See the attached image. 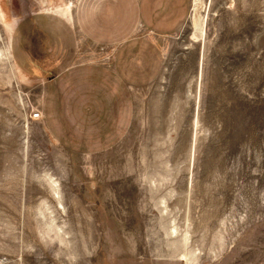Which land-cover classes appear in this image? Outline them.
<instances>
[{"label":"rangeland","instance_id":"rangeland-1","mask_svg":"<svg viewBox=\"0 0 264 264\" xmlns=\"http://www.w3.org/2000/svg\"><path fill=\"white\" fill-rule=\"evenodd\" d=\"M137 1L0 0V264H264V0H188L127 90L106 62ZM55 13L79 62L23 70L17 26L42 58Z\"/></svg>","mask_w":264,"mask_h":264},{"label":"crops","instance_id":"crops-1","mask_svg":"<svg viewBox=\"0 0 264 264\" xmlns=\"http://www.w3.org/2000/svg\"><path fill=\"white\" fill-rule=\"evenodd\" d=\"M188 10V0H138L135 8V16L139 27L142 28L143 34H139L137 31L134 36L126 37L115 48L114 53L106 62L111 77L114 80L118 79L123 88L127 90L138 89L157 80L161 72V63L155 50H153L155 47H153L154 40L158 36L171 34L178 30L186 21ZM55 14V16H50L48 19L55 26H61L64 30V38L52 40L51 38L53 36L51 38L46 37V40L49 39L51 41L47 40L50 43L46 46L50 47V49L48 52L46 50L44 55L42 54V58L30 56L25 49V43L28 46V43L30 45V41L35 39L32 33L34 26L32 19H27L17 26L16 32L18 33L13 43V54L23 70L29 72L31 70V63L34 62L35 64L40 63L38 65H41L40 67L45 72L46 70L52 72L55 69L59 70V76H62L73 69L79 62L75 51L76 46H80L79 42H77V37L76 39L74 37L73 40L72 35L68 32V28L58 17V15L62 17L70 25V28H72L74 22L70 13ZM123 26L129 29L131 25L124 22ZM65 37L71 38L68 39ZM70 39L74 41L72 47H70V44H72V40L70 41ZM56 41L58 43H54ZM32 46L36 47V45ZM55 53L56 56H59H53ZM36 71L37 69H35ZM38 71H41V69ZM49 76L47 75L46 77Z\"/></svg>","mask_w":264,"mask_h":264},{"label":"bare ground","instance_id":"bare-ground-1","mask_svg":"<svg viewBox=\"0 0 264 264\" xmlns=\"http://www.w3.org/2000/svg\"><path fill=\"white\" fill-rule=\"evenodd\" d=\"M43 178H44V177H43ZM49 178H51V177H49ZM51 179H52V178H51ZM44 180H45V178H44ZM49 181H50V180H49ZM49 181H48V182H49ZM50 182H51V181H50ZM49 185H50V184H49ZM50 186H51V185H50ZM54 187H55V186H54ZM54 187H52V188H53L52 190H53V192H54V195L57 196V193H56V191L54 190ZM55 189H56V188H55ZM57 198H58V197H57ZM57 198H56V199H57ZM57 200H58V199H57ZM57 203H58V206L60 207L61 204L59 203V201H57ZM45 211H47V210H45ZM51 218H52V217H51ZM53 221H54V220H53ZM54 230H55V229H54ZM59 230H60V229H59ZM55 232H56V231H55ZM55 235H56V234H55ZM60 237H61V235H58L59 240L61 239ZM183 258H184V257H183ZM183 260H184V259H183Z\"/></svg>","mask_w":264,"mask_h":264},{"label":"built area","instance_id":"built-area-1","mask_svg":"<svg viewBox=\"0 0 264 264\" xmlns=\"http://www.w3.org/2000/svg\"><path fill=\"white\" fill-rule=\"evenodd\" d=\"M39 118H40V114L38 112H36L30 116L31 120H38Z\"/></svg>","mask_w":264,"mask_h":264}]
</instances>
